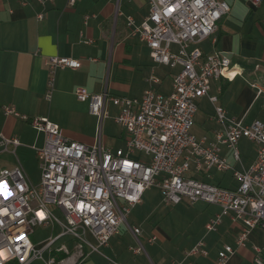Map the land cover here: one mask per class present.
Here are the masks:
<instances>
[{"label":"built area","instance_id":"1","mask_svg":"<svg viewBox=\"0 0 264 264\" xmlns=\"http://www.w3.org/2000/svg\"><path fill=\"white\" fill-rule=\"evenodd\" d=\"M37 1L46 6L53 0ZM147 1L148 16L139 25L129 17L127 27L147 45L156 64L181 68L174 77L172 92L166 95L150 88L141 98H129L113 96L108 88L101 93L81 87L75 90L76 99L87 103L90 113L100 121L110 118L109 105L119 108L114 118L129 136L126 150L106 149L100 136L91 146L73 141L47 118L31 119L15 106L3 108L6 116L29 122L37 132L44 133L45 143L36 149L41 170L38 186L30 182L21 166L7 169L0 164V264H57L56 255L69 254L66 245L56 247L64 237H71L79 250L88 247L90 254L100 253L123 225L137 242L131 251L135 255L145 252L141 229L131 226L127 219L152 187L160 189L166 206L203 202L220 207L221 213L206 226L208 232L215 231L224 217L241 221L244 228L236 240L239 247L255 228H264V123L256 120L244 125L227 116L210 92L214 80L236 77L230 58L217 51L204 56L200 48H192L209 38L216 42L218 24L231 11L229 4L223 0ZM74 2L70 0V4ZM261 4L262 0H250L254 9ZM45 66L53 75L59 69L78 70L82 62L55 56L46 58ZM152 82L158 80L152 78ZM53 86L51 77L47 100ZM203 98L214 105L213 119L222 127L214 142L192 133L197 102ZM243 139L256 146L257 156L247 169L239 170L221 155V148L226 147L240 162L239 144ZM1 145L8 151L21 143L17 138L1 136ZM192 167L196 172H231L238 185L228 189L199 181L189 176ZM46 226H59L60 235L33 244L30 236L34 229ZM155 241L156 237L148 240L150 244ZM260 253L258 250L255 262L264 264ZM234 254L232 246H224L218 264H227ZM207 255L201 241L178 264H190L193 257ZM109 264L120 263L109 259Z\"/></svg>","mask_w":264,"mask_h":264},{"label":"crops","instance_id":"2","mask_svg":"<svg viewBox=\"0 0 264 264\" xmlns=\"http://www.w3.org/2000/svg\"><path fill=\"white\" fill-rule=\"evenodd\" d=\"M223 1L231 11L218 24L216 42L209 38L192 48H200L204 56L217 51L230 58L236 77L229 81L214 80L210 92L218 98L227 116L244 125L256 120L264 123V0L258 9L251 7L250 0ZM40 14L42 19L38 18ZM148 14L147 0H75L74 4L70 0H53L46 6L37 0H0V164L3 167L21 166L31 182V170L37 169L41 175L36 149L45 143L44 133L37 132L29 122L6 116L3 108L7 106H15L31 119L47 118L73 141L91 146L100 136L106 149L126 150L129 136L114 118L119 108L109 105L110 118L100 121L90 113L87 103L76 99L75 90L81 87L90 93H101L108 88L113 96L129 98H141L150 88L166 95L172 92L174 77L181 68L156 64L147 45L127 27L129 17L139 25ZM55 56L78 59L82 67L59 69L51 75L45 59ZM51 77L54 86L51 99L47 100ZM152 78L158 83H153ZM197 106L194 125L198 123L201 132L196 137L214 142L216 133L222 131L213 119L214 105L203 98ZM1 136L17 138L21 145L16 149L10 146L5 151ZM244 141L248 140L243 139L239 144L240 162L234 160L226 147L221 148V155L239 170L247 169L257 156L256 150L252 155L245 152ZM189 176L228 189L238 185L231 172L215 169L196 172L192 167ZM147 191L127 219L131 226L142 231L144 254L135 255L131 251L137 242L123 225L100 253L90 254L88 247L79 250L71 237L61 238L56 245H66L69 254H58L62 258L57 264H109V259L120 264H178L201 241L208 255L193 257L190 264H218L219 252L226 245L235 249L227 264H257L258 250L264 262V228H255L244 246L239 247L236 240L244 228L241 221L227 216L215 231L206 229L221 213L220 207L203 202L166 206L160 189L158 201L150 199ZM161 205L175 208L179 215L173 217L175 211L166 216L156 215ZM56 227L58 233L54 234ZM44 228H52V233L38 243L61 233L59 226ZM151 237H156L153 244L148 242ZM88 239L95 243L90 235ZM37 263L44 264L42 261L32 264Z\"/></svg>","mask_w":264,"mask_h":264},{"label":"rangeland","instance_id":"3","mask_svg":"<svg viewBox=\"0 0 264 264\" xmlns=\"http://www.w3.org/2000/svg\"><path fill=\"white\" fill-rule=\"evenodd\" d=\"M167 89H169V86H167ZM200 132H201V128L199 126L198 123H196L192 129V133L196 136L200 135ZM199 138V137H198ZM245 148V149H244ZM243 149L245 150V152L249 153L250 155H252L254 153V151L256 150V146L253 144V143H249L248 141H244L243 142ZM139 153L136 154V156H138ZM140 155V154H139ZM214 172V171H213ZM29 174L31 175V183L34 185V186H38L40 184V178L41 175L39 176V173H37V169H34V170H31V172H29ZM147 196L150 197V199L154 200V201H158L160 200L161 198V195H160V191L159 189L156 188H151V189H148L147 191ZM121 202V201H120ZM122 203V202H121ZM162 207L160 208L159 211H157V214L156 215H163V216H166L170 213H173L175 211V208H165L164 205H161ZM55 210V208H54ZM134 209H132L133 211ZM173 210V211H172ZM55 213L56 215L63 221V217L62 215L57 211L55 210ZM179 213L178 211H175L173 213V217H176L177 214ZM137 212L135 211L134 215H136ZM131 221V219L129 220ZM179 222L180 221V218H179ZM131 225V224H130ZM126 227V226H125ZM52 228H50L49 230L45 229L44 227H36L34 229V232L33 234L30 236V239L32 241L33 244H39L38 242H40L43 238H45L48 234H51L52 232ZM129 231V230H128ZM58 233V228L56 227L55 229V232L54 234H57ZM62 243V242H60ZM60 244H57L56 246H59ZM136 246V245H135ZM134 246V247H135ZM145 252H143L144 254ZM47 258V257H46ZM37 264H40V263H37Z\"/></svg>","mask_w":264,"mask_h":264},{"label":"trees","instance_id":"4","mask_svg":"<svg viewBox=\"0 0 264 264\" xmlns=\"http://www.w3.org/2000/svg\"><path fill=\"white\" fill-rule=\"evenodd\" d=\"M62 258L61 255H56V260H60Z\"/></svg>","mask_w":264,"mask_h":264}]
</instances>
